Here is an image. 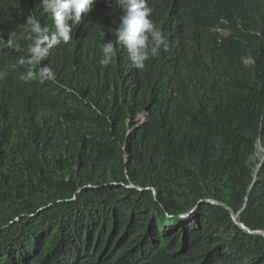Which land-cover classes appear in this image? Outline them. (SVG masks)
I'll return each mask as SVG.
<instances>
[{
  "label": "trees",
  "instance_id": "16d2710c",
  "mask_svg": "<svg viewBox=\"0 0 264 264\" xmlns=\"http://www.w3.org/2000/svg\"><path fill=\"white\" fill-rule=\"evenodd\" d=\"M164 1L167 45L143 70L119 45L99 63L121 12L96 0L40 83L21 78L25 22L52 21L39 0H0V38L20 45L0 48V264H264V236L204 201L264 225V0Z\"/></svg>",
  "mask_w": 264,
  "mask_h": 264
},
{
  "label": "clouds",
  "instance_id": "9594fccd",
  "mask_svg": "<svg viewBox=\"0 0 264 264\" xmlns=\"http://www.w3.org/2000/svg\"><path fill=\"white\" fill-rule=\"evenodd\" d=\"M148 1L150 0H114V5L120 10L121 15L118 26L111 30L115 39L105 41L101 47L102 58L99 61L101 65L107 66L112 63L116 46L119 45L127 50L133 67L137 70H143L146 62L156 57L161 49L166 47L167 40L162 30L151 19L156 10L148 5ZM164 2L169 6L172 0H165ZM95 4L96 0H39V7L43 13L49 16L52 27L42 24L41 20L33 14H29L26 18L25 23L29 33L27 39L30 42L27 44V54L18 59V64L26 69V74L21 77L25 82L37 80L40 83H45L55 80V73L51 67L45 64V60L58 45L67 44L72 40L74 29L84 17L88 16ZM0 48L19 50L20 45L15 39V34L6 41L0 38ZM6 76V72L0 71V80ZM139 119L144 122V114L140 115ZM259 145H262L260 140L258 141V149ZM259 154L261 161L262 153L259 151ZM76 198L74 196L71 200L74 201ZM49 206L42 207L40 210ZM40 210L29 215V217L37 216ZM193 211L179 217L181 219L189 218ZM15 221L18 219L12 220L9 225ZM2 229L0 228V230Z\"/></svg>",
  "mask_w": 264,
  "mask_h": 264
},
{
  "label": "water",
  "instance_id": "95a60500",
  "mask_svg": "<svg viewBox=\"0 0 264 264\" xmlns=\"http://www.w3.org/2000/svg\"><path fill=\"white\" fill-rule=\"evenodd\" d=\"M154 2H155V0H154ZM150 3H151V0L148 1V5L149 6H151ZM120 15H121V13H117L116 14V20L117 21H119ZM124 53L126 55H128L126 49L124 50ZM259 151H260V153H262V157H261V161H259L257 166H256V172L260 169V167L262 166V164L264 162V147L262 145L261 146L259 145ZM256 172L254 173V175H256ZM124 185L128 189H137L138 191H143L144 190L142 187L136 186L131 181L124 182ZM83 188L84 187H81V189H83ZM81 189L78 191V193H80ZM147 190H151V191H153L154 195H158V193L156 192V190L154 188H148ZM155 201H157V200H155ZM205 201L206 202H210L212 204H215L217 206H221L225 210L229 211L231 216H232V220H233L234 224L236 225V227L240 231H242V232H244V233H246V234H248L250 236H253L255 238H259L260 239L261 236L259 237L257 235V232H259V230L264 231V225L258 224V225L249 226V225L243 224L242 221H241V217H240V211H236V209L232 205H230L227 201H219V200H216V199H214L212 197L211 198H207ZM198 204L199 203H197L196 205H198ZM196 205L192 208L191 211H193L195 209ZM262 241L264 242V239H262Z\"/></svg>",
  "mask_w": 264,
  "mask_h": 264
},
{
  "label": "bare ground",
  "instance_id": "6f19581e",
  "mask_svg": "<svg viewBox=\"0 0 264 264\" xmlns=\"http://www.w3.org/2000/svg\"><path fill=\"white\" fill-rule=\"evenodd\" d=\"M165 6H167V5L165 4ZM205 200H206V199H205ZM205 200H204V201H205ZM207 203L212 204V203H210V202H207ZM212 205H214V204H212ZM257 235H258V236H264V231L259 230V232H257Z\"/></svg>",
  "mask_w": 264,
  "mask_h": 264
}]
</instances>
